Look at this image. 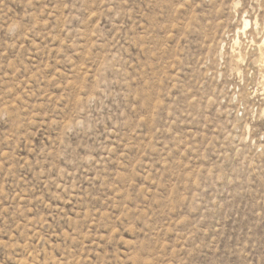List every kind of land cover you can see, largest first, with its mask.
Masks as SVG:
<instances>
[{
    "label": "rangeland",
    "instance_id": "374dc122",
    "mask_svg": "<svg viewBox=\"0 0 264 264\" xmlns=\"http://www.w3.org/2000/svg\"><path fill=\"white\" fill-rule=\"evenodd\" d=\"M262 40L264 0H0V264H264Z\"/></svg>",
    "mask_w": 264,
    "mask_h": 264
},
{
    "label": "bare ground",
    "instance_id": "6f19581e",
    "mask_svg": "<svg viewBox=\"0 0 264 264\" xmlns=\"http://www.w3.org/2000/svg\"><path fill=\"white\" fill-rule=\"evenodd\" d=\"M244 22V21H243ZM248 26H250L249 25V21H245V30L248 28ZM249 29V28H248ZM254 41V40H253ZM237 43L238 44H240L239 43V39L237 40ZM254 45H256V44H253V46ZM257 47H258V49L260 50L259 52H260V54H261V56H260V59H261V61H263L264 60V40H262L258 45H257ZM241 56V55H240ZM238 58V57H237ZM241 58V57H240ZM244 58V57H243ZM259 59V58H258ZM239 60V59H238ZM260 64H261V62H260ZM262 65H264V64H262Z\"/></svg>",
    "mask_w": 264,
    "mask_h": 264
}]
</instances>
